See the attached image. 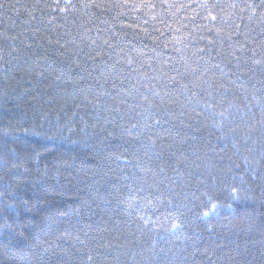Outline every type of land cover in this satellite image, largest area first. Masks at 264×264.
<instances>
[{
  "label": "trees",
  "instance_id": "obj_1",
  "mask_svg": "<svg viewBox=\"0 0 264 264\" xmlns=\"http://www.w3.org/2000/svg\"><path fill=\"white\" fill-rule=\"evenodd\" d=\"M179 2L129 75L115 11L0 0V264H264V4Z\"/></svg>",
  "mask_w": 264,
  "mask_h": 264
},
{
  "label": "snow or ice",
  "instance_id": "obj_2",
  "mask_svg": "<svg viewBox=\"0 0 264 264\" xmlns=\"http://www.w3.org/2000/svg\"><path fill=\"white\" fill-rule=\"evenodd\" d=\"M261 3L264 4V0H261ZM2 6L3 5H0V7ZM57 6L59 5L57 4ZM192 6V4L181 3L179 0H113L111 4H108L107 0H91V2H87V0H85L84 3L85 8L100 9L102 13L105 11H115V15L112 17L111 21H109L107 17L101 19V23L103 24L112 23L114 25L112 28L107 30L110 35H107L106 38H103V45L117 50L115 55V64L127 65L129 69V75H131L132 72H138L141 75H147V73L143 72L142 69L145 67V65L151 68V63L149 62L148 45L145 44L143 48H138L136 44L132 43L131 40L126 41L125 37L131 36L133 40H139L141 42L144 40H151L152 44L158 47L160 44V37L154 36L153 33H160L161 36H163L164 33L162 29L157 26V20L159 18L161 23H167L164 20L161 12L158 10L166 11L170 16L176 18L177 13H179L181 9L187 10L192 8ZM197 6L205 9L207 12V15L203 16V19L213 22L217 21V15L213 14V9L219 8L221 11V23L225 24L229 29H232L225 33L226 38L228 40H232L233 36H243L245 42L251 43L248 32L241 31L240 25L235 23V21L229 23L228 18L223 15L225 11L223 5L219 3L215 5H209L207 0H203V2L199 3ZM70 7L73 9L75 8V5L72 4V0H65V5L63 8H60V11L65 12ZM229 7L235 8L236 5L232 4L229 5ZM247 7L251 8L253 6L247 5ZM228 15L229 17L231 16V14ZM121 17L124 19H121ZM34 18L35 17H33V19ZM184 19L187 20L188 17L185 16ZM241 19L243 18L241 17ZM192 20L195 21V17H192ZM50 22L51 21H49V23ZM233 24H235V28L232 27ZM149 25L151 26V30L149 27H147ZM181 26L186 27L184 24ZM169 27L171 26L169 25ZM205 27H207V25H205ZM117 29L122 30L123 35H121ZM180 30V28L176 29L177 32ZM100 31L104 30L100 29ZM223 31L224 30L220 27L216 28L217 35H220ZM49 42L51 43V40H49ZM176 42H180L179 38H177ZM57 43H59V41H57ZM73 43H75V41H73ZM90 43L95 44L96 41L91 40ZM260 43L262 46H264V40H262ZM125 44H130L131 47H125ZM244 47L245 45L242 43L240 51H244ZM80 50L82 51L83 49ZM250 50L255 52L254 48ZM200 51H203V49ZM151 52L155 53L156 56H159V53L156 52V47H153ZM108 55L111 54L108 53ZM200 59L203 60L204 57L201 56ZM236 59L239 60L240 57H236ZM207 63H209V61L206 60L205 64ZM255 63L259 64L260 61L256 60ZM202 67L203 66H198L196 68L189 67L186 69V71L196 73L200 71V68ZM215 67H219V64H216ZM205 71H207V69H205ZM171 79L175 81V77H171ZM133 87L135 88L136 86L133 85ZM154 87L155 86L153 85L152 88L154 89ZM220 115L224 116L225 113L221 112ZM156 123H159V121H156ZM213 208H215V205H213ZM205 215H207V213H205ZM176 227H178V225H173L174 229Z\"/></svg>",
  "mask_w": 264,
  "mask_h": 264
}]
</instances>
